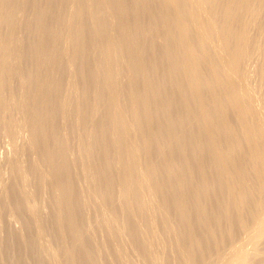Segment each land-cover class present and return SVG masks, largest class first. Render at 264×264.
<instances>
[{
	"label": "bare ground",
	"instance_id": "6f19581e",
	"mask_svg": "<svg viewBox=\"0 0 264 264\" xmlns=\"http://www.w3.org/2000/svg\"><path fill=\"white\" fill-rule=\"evenodd\" d=\"M0 149V264H264V0H0Z\"/></svg>",
	"mask_w": 264,
	"mask_h": 264
},
{
	"label": "rangeland",
	"instance_id": "374dc122",
	"mask_svg": "<svg viewBox=\"0 0 264 264\" xmlns=\"http://www.w3.org/2000/svg\"><path fill=\"white\" fill-rule=\"evenodd\" d=\"M1 34H3V32H2ZM7 108H8V109H7ZM6 110L9 111V112H11L10 115H9V112L6 111V113H7V117H9V116L11 117V118L9 117L10 120H9V119H8V120H9L10 123L12 124L14 121L12 122L11 119H12V120L15 119V116H14L15 113L13 112V109H12L11 107H9V105L6 106ZM12 112H13V114H12ZM11 115H12L13 117H12ZM13 118H14V119H13ZM12 127H13V126H12ZM15 128H16V126H15V124H14V128H13V130H15V133H16V135L18 136V134H17L18 130H17V128H16V129H15ZM15 133H14V137H15ZM17 136H16V137H17ZM16 137H15V138H16ZM17 138H18V137H17ZM17 138H16V139H17ZM1 152H2V149H0V153H1ZM0 174H1V175H4L3 172H1Z\"/></svg>",
	"mask_w": 264,
	"mask_h": 264
}]
</instances>
